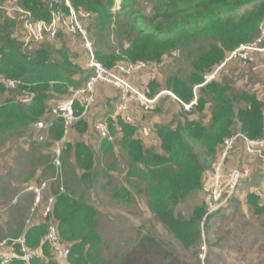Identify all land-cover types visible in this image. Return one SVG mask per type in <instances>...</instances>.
Wrapping results in <instances>:
<instances>
[{
	"label": "trees",
	"instance_id": "trees-1",
	"mask_svg": "<svg viewBox=\"0 0 264 264\" xmlns=\"http://www.w3.org/2000/svg\"><path fill=\"white\" fill-rule=\"evenodd\" d=\"M16 1L30 11L34 20L50 21L54 11L66 13L69 10L64 0ZM147 1L150 9L140 8L137 0H120V7L115 11V0H69L75 11L90 13L86 20L87 30L92 37L95 58L104 66L136 61L159 63L173 50H179L190 61L191 68L185 75L181 71L167 75L162 87L175 95L182 110L183 103L194 98L196 104L189 110H183L186 115L175 125H154L153 133L159 139L156 148L145 146L140 138L144 136L138 134L136 124L126 123L120 117L114 121L121 131V148L125 152L128 176L145 184L148 206L153 215L175 240L189 249L204 242L203 233H208L209 225L202 224L216 211L207 214V205L202 202L193 208L188 218H184L175 214V207L190 193L202 190L204 173L211 162L216 163L219 159L227 138L237 132L252 140L264 136V100L258 99L254 93L238 91L216 81L198 86L203 83L204 75L223 61L230 51L257 37L259 24L264 19V0ZM15 25V20L0 12V80H20L14 89L0 83V135L22 134L45 113L47 99L68 87L78 86L73 78L78 71L77 65L71 62L66 50L40 45L29 52L14 36ZM194 87H197L196 93ZM160 90L156 79L149 77L145 94L151 97ZM24 95L31 96L30 103L21 102ZM206 107H209L207 121L190 119L193 113L206 115ZM77 114L80 116L81 110ZM77 123L85 121L79 117ZM109 123L111 126L113 120ZM82 127L86 129L84 124ZM148 129L150 133L151 128ZM49 132L53 139L62 136L60 119L55 121ZM73 148V161L81 172L78 177L81 188L86 183L93 186L99 182L102 171L105 176L108 169L115 166L114 160L99 172L98 157L83 141L75 143ZM101 148L105 156L113 151L114 144L103 141ZM233 149L224 161L225 171L240 168L237 165L228 167ZM67 154L69 151H62V165ZM254 190L247 193V203L256 214H263L264 205ZM54 195L49 215L41 221L34 220L30 225L25 224L22 218L21 205L16 203L13 206L18 218L13 237L22 235L30 250H38L47 258L45 264H61L55 256L49 255L50 247L44 240L47 224L51 221L56 225L61 240L71 244L69 264H102L93 261V253L88 251L89 247H95L92 242L96 208L82 194L75 197L55 192ZM113 197L126 202L132 199L129 189L124 186L115 189ZM136 237L116 264H155L152 258L156 254L168 264H179L178 259L165 249L169 243L147 233H139ZM206 243L209 245L207 239ZM12 247L13 251L19 252L18 244ZM9 256L7 264H24L17 253ZM38 262L39 259L33 257L27 264ZM103 264L107 262L103 261Z\"/></svg>",
	"mask_w": 264,
	"mask_h": 264
},
{
	"label": "rangeland",
	"instance_id": "rangeland-1",
	"mask_svg": "<svg viewBox=\"0 0 264 264\" xmlns=\"http://www.w3.org/2000/svg\"><path fill=\"white\" fill-rule=\"evenodd\" d=\"M136 3L140 5V8H151L147 0H137ZM119 7L120 0H115L114 10H118ZM243 9L244 7L241 10ZM86 23L88 25V22ZM16 29L17 34H21V38L24 40L25 35L21 29L19 27ZM190 68V61L184 58L179 50H173L164 55L161 62L151 63L146 76L139 75V77L141 79L145 77L156 79L157 77L164 83L167 75L177 71H181L185 75ZM149 72L152 74H148ZM146 88L147 83L142 89ZM156 109L144 113H148V116L152 117V113ZM183 110L185 111V109ZM26 133L24 131L22 134L0 135V255L5 254L8 257L13 253L21 255V251L17 250L16 252L12 249L15 244L12 239L18 237H13V233L17 229L18 218L14 207L10 205L13 201L15 204L21 205L23 208L22 218L25 221L30 217V208L33 203L32 194L25 188L30 183H43L45 185L43 200L58 192L60 184L63 186L62 193H78L89 199L92 194H90V190L93 188L92 192L95 194L92 195L90 202L97 210L94 241L92 242V246L95 247L88 248V251L93 253L91 255L93 261H99L102 264L103 261H106L107 264H116L117 259L128 250L133 240L137 238L136 236L139 233H147L169 243L165 249L178 259L179 264H264V213L256 214L247 203V193L253 191L259 183L264 168L263 159L254 157L257 159L255 163L259 166L258 169L251 170L250 175L244 178L232 193L228 203L211 214L209 220H206L204 225L202 224V226L209 225L208 233L203 228V232L205 231L203 233L204 242L197 247L185 249L179 241L172 237L165 225L153 215L148 206L145 184L128 176L126 158L123 156L124 151L117 147L119 141L113 134L111 143L114 144L118 153L113 154L112 151L107 154L108 158L106 156L99 158L98 171L105 170V165H110L115 160L114 168L108 169V173L111 172L105 176L102 171L99 182L93 186L86 183L81 188L78 173L77 175L75 173L76 169L67 168L65 172L63 165L61 181L53 180L56 170L52 163L55 156L54 151L60 145L58 140L48 139L45 131L37 133L35 136ZM24 135L27 136V139H22ZM62 151L63 145H61V157ZM205 158L207 159L206 156ZM214 164L215 161L211 162L204 173L202 190L190 193L187 199L175 207V214L188 218L196 205H201L202 202L207 205L208 194L204 186ZM228 167L234 166L230 164ZM67 181L71 183L69 186H66ZM122 186L129 189L131 201H119L113 197L115 189ZM260 203L264 205V191L260 194ZM43 205L44 201L38 205L36 213L31 217L32 220L41 221ZM206 239L209 241V245L206 243ZM32 251V257L39 259L36 264H45L47 258L38 250ZM49 255H53L51 248ZM152 259L155 264H168L157 254Z\"/></svg>",
	"mask_w": 264,
	"mask_h": 264
},
{
	"label": "built area",
	"instance_id": "built-area-1",
	"mask_svg": "<svg viewBox=\"0 0 264 264\" xmlns=\"http://www.w3.org/2000/svg\"><path fill=\"white\" fill-rule=\"evenodd\" d=\"M68 6V12L56 10L52 13L50 21L34 20L31 13L18 7L13 0H0V9L7 13L18 14L21 21V31L25 35V42H39L45 37L55 38L62 27L70 34L76 35L81 40L82 46L86 49L89 55L88 65L91 69V74L81 87L70 88L69 94L66 98L57 101L48 111H45L43 116L33 121L29 128L37 133L49 130L56 119H61L64 133L74 125L79 117H82L94 104L95 101V87L99 83L107 84L114 87L119 93V101L117 104V111L122 113V119L126 123L136 124L134 118L129 114L130 106L132 103L143 112L154 111L157 107L159 96L162 92L176 99L175 95L169 91H159L151 97L147 96L144 90L137 87L132 77L135 74L146 75L149 63L145 61H136L129 63H117L113 67H106L99 62L93 52V44L89 37L85 21L90 17L88 11L77 12L71 5L69 0H64ZM264 54V19L259 24V33L255 39L247 43H241L235 47L218 65L214 66L211 71L204 75V81L198 86L209 83L216 77L222 70L223 66L230 60H238L242 67L249 68L256 71L261 68L257 62V55ZM0 83L7 88L14 89L20 84V80L16 79H2ZM264 86V81H263ZM197 87H194L196 93ZM197 95V94H196ZM23 103H30L31 96L24 95L20 99ZM196 104V98L189 103H183L185 110H189L192 105ZM81 110V115L78 116L77 112ZM137 125V124H136ZM138 126V125H137ZM138 133L141 136H147L149 129L146 126H138ZM95 130L102 139L107 142H113V135L110 133L109 124L107 119L98 118L95 121ZM38 137V136H37ZM22 139H27L23 136ZM242 139L245 146V153L251 157H257L264 160V136L260 139H248L243 134L237 132L224 141L219 159L213 166V170L208 177L204 189L208 194L207 214L217 211L225 206L232 193L235 191L239 183L250 175L251 170L249 167L232 168L224 170V161L231 149L235 146L238 140ZM53 166L56 170V176L53 180L61 181V151L58 148L54 151ZM45 185L42 184H29L26 190L33 193L34 202L30 210V217L26 220L27 224H32L31 217L35 213L36 207L42 202L43 191ZM60 192H63V186L59 187ZM255 193L260 195L264 191V168L260 177L259 183L255 188ZM54 202V195H49L46 199L45 206L42 210V217L45 218L49 215L52 204ZM44 240L50 245L54 255L61 261L66 262L70 253V244L64 243L58 236L56 225L49 221L47 224ZM14 242L19 243V251L21 255L19 258L29 263L33 258V251L26 245L23 237H18ZM9 257L5 254L0 255V264H6Z\"/></svg>",
	"mask_w": 264,
	"mask_h": 264
},
{
	"label": "crops",
	"instance_id": "crops-1",
	"mask_svg": "<svg viewBox=\"0 0 264 264\" xmlns=\"http://www.w3.org/2000/svg\"><path fill=\"white\" fill-rule=\"evenodd\" d=\"M13 1L18 7L22 8L17 3L16 0H13ZM0 12L5 17L15 20L16 25H15L13 34L14 36H16V38L20 39V41L24 43L25 49L27 51L29 52L33 51L35 48H37L40 45L52 46L54 50H58V49L66 50L68 52L69 59L71 60V62L74 65H77L78 71L73 76L74 80L78 84L77 87H81V85L84 84V82L87 80V78L91 74V69L88 65V61H89L88 52L82 46L81 40L79 39V37H77L76 35L70 34L66 30H64L62 27H60L61 29L59 30L58 35L55 38L45 37L39 42H31V43L25 42L21 40L22 39L21 34L19 35L17 34L16 28L19 27L21 29V21H20L19 15L14 14V13H11V14L7 13L1 9H0ZM85 24L87 26L86 21H85ZM21 32L23 33V31ZM53 54L54 56H58V54H56L55 52H53ZM257 62L258 64L261 65V68L256 71H252L249 68L242 67L240 64V61L235 60V59L230 60L223 66L221 72L216 77H214L212 81H216L224 85L225 84L230 85L231 87H233L235 90H238V91L245 90L249 93H254L257 95L258 99L264 100V86H263L264 54L257 55ZM139 75L140 74H135L132 77V81L136 84V86L138 85L137 87L144 88V86H146V83H147V78L145 77L141 79ZM156 81L160 85V89H161L160 92L166 90L164 87H162L164 83L161 79L156 77ZM70 88H74V87H68V89H64L63 92L61 93H54L49 99H47L45 101L46 107H47L46 111H48L57 101L66 98L69 94ZM94 95H95V101H94L93 106L82 116L85 123L78 124L76 121L74 125L70 128V130H68L67 133H64L63 131V134L60 138H54L55 140H58V143H60L59 145L60 151H61V145H63V151H69V154L64 156V161H63V166H64L63 168L65 169V172L67 168H70L72 170L76 169L75 173L76 175L78 173V177L79 175H81L80 174L81 172L78 170L77 167H75V164L73 161V151H74L73 147L75 143H77L78 141H83L90 148V150H92L96 154L98 159L103 158V157L105 158V156L106 158H108L107 154L103 156L101 153V149H102L101 143L106 140L99 137L97 134V131L95 130V121L98 118L107 119V122L110 128V133L113 134L116 137V139H118V141L121 143V131L119 127L117 126V124L114 122L118 117L122 119V116H123V114L119 113L116 109L118 101H119L118 91L110 85L99 83L95 87ZM205 113L207 115L206 118H205V115L201 116V115H198L197 113H193L189 117L190 119L192 118V119H195L201 122L205 118L204 121H207V119L209 118V107H206ZM129 114L134 118L138 126L145 125L147 128H151V131L147 137H140L138 135L139 133L136 136L140 137L143 140L146 147H155V146H158L159 139L153 133L154 125L156 124L175 125L179 120L183 119L184 115H186V112L182 110L181 104L175 98L168 95L166 92H162V94L159 96V99H158L157 109L154 113H152L153 114L152 117H149L148 113H144L143 111H140L134 103H132L130 106ZM57 120L58 119H56L55 121ZM110 120H113V123L111 124V126L109 123ZM83 124L86 125V129L82 127ZM79 129H82L83 131L80 132ZM24 131L27 132L26 134L28 133L31 134V136L34 134V132L33 133L31 132L29 127H27ZM45 132H46L48 139L54 140L51 137L49 130ZM121 145L122 143L117 147L121 148ZM233 148H234L233 153L230 156L229 163H228L229 166L231 164L233 166L237 165L241 167H249L250 170L258 169L259 166L255 163L257 159L245 153V146H244V142L242 141V139L238 140ZM114 153L116 154L118 153L115 146L113 149V154ZM123 154H124L123 156H125V152H123ZM114 156L116 157V155ZM99 164L100 163H98L97 165ZM106 164H107V161H106ZM74 182H77V181H74ZM69 184H71L70 181H67L66 186H69ZM92 190L93 188L90 190L91 191L90 194L92 193L90 196L91 199H92V195L95 194L94 192H92ZM69 194L74 195L75 197H78V193L69 192ZM91 199L89 200L91 201Z\"/></svg>",
	"mask_w": 264,
	"mask_h": 264
},
{
	"label": "clouds",
	"instance_id": "clouds-1",
	"mask_svg": "<svg viewBox=\"0 0 264 264\" xmlns=\"http://www.w3.org/2000/svg\"><path fill=\"white\" fill-rule=\"evenodd\" d=\"M221 152V151H220ZM60 159H61V154H60ZM53 164V163H52ZM215 165V164H214ZM61 169H62V174H63V168H62V161H61ZM61 179H62V175H61ZM30 184H34V183H30ZM29 185V184H28ZM61 185V184H60ZM27 187V186H26ZM60 187V186H59ZM25 190H26V188H25ZM27 191V190H26ZM29 192V191H28ZM31 193V192H30ZM58 193H62V192H60V190L58 191ZM32 194V197H33V202H34V196H33V193H31ZM54 195V194H53ZM43 199H44V195H43ZM42 199V201H44V205H43V208H44V206H45V202H46V197H45V200H43ZM54 199H55V195H54ZM16 200V199H15ZM42 203V202H41ZM40 203V204H41ZM39 204V205H40ZM15 205V201H13V203L10 205V206H14ZM32 206H33V203H32ZM32 206H31V208H32ZM31 208H30V210H31ZM37 208H38V206L36 207V209H35V213H36V211H37ZM43 210V209H42ZM41 213H42V211H41ZM30 214V213H29ZM42 219H44L43 217H42ZM27 220V219H26ZM26 220H25V223H26ZM31 223H34V220H32L31 219ZM27 224V223H26ZM27 225H30V224H27ZM57 228V227H56ZM18 237H23L22 235H20V236H18ZM17 237V238H18ZM24 238V237H23ZM60 238V237H59ZM16 238H14V239H12V241L14 242V240H15ZM61 239V238H60ZM25 241V240H24ZM14 243H16V242H14ZM64 243H67V242H64ZM16 244H18V249H19V243H16ZM67 244H70V243H67ZM25 245H26V243H25ZM49 247H50V245H49ZM51 248V247H50ZM52 250V249H51ZM37 252V251H36ZM53 252V251H52ZM70 252H71V244H70ZM53 255H54V253H53ZM69 255H70V253H69ZM55 256V255H54ZM55 258L61 263V264H69V262H68V259H67V261L66 262H63V261H61V260H59L56 256H55ZM68 258H69V256H68ZM9 260H10V257L8 258ZM20 259V258H19ZM8 260V261H9ZM21 260V259H20ZM32 260V259H31ZM8 263V262H7ZM6 263V264H7ZM24 264H27V263H25L24 262Z\"/></svg>",
	"mask_w": 264,
	"mask_h": 264
}]
</instances>
